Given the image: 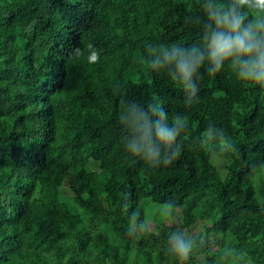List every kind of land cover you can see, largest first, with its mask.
Segmentation results:
<instances>
[{"label":"trees","instance_id":"trees-1","mask_svg":"<svg viewBox=\"0 0 264 264\" xmlns=\"http://www.w3.org/2000/svg\"><path fill=\"white\" fill-rule=\"evenodd\" d=\"M220 2L244 27L260 16L236 0H0V264H181L173 237L190 244L184 264H264V87L205 59L193 94L174 64L152 67L174 44L207 57ZM145 123L158 163L130 153Z\"/></svg>","mask_w":264,"mask_h":264},{"label":"clouds","instance_id":"clouds-1","mask_svg":"<svg viewBox=\"0 0 264 264\" xmlns=\"http://www.w3.org/2000/svg\"><path fill=\"white\" fill-rule=\"evenodd\" d=\"M236 3L241 8L247 6L249 8H258L260 16L253 23L244 27V15L237 13L235 9L229 8L224 11V4L218 3L215 11H209V18L215 23L216 30L212 32L210 42L207 48L210 49L207 57L203 54L185 56L180 48L173 45L171 54L165 53L163 62L153 61V68H160L164 65H175L176 72L168 73L170 78L179 81L183 85L185 92L195 93L197 89L193 86V75L198 69L203 67L205 59L210 67L207 73L216 75L222 71L225 64L233 71L236 78L242 82H252L264 87V44L261 43V38H264V0H236ZM222 13V14H221ZM260 33V38H258ZM196 50L193 49V52ZM247 57L240 61L237 66L230 58ZM97 56L93 54L92 60L95 61ZM239 67V71H237ZM145 135L140 143L129 145L130 153L134 156L139 154L143 149L144 154L148 156L152 163H158L160 152L153 147L147 134V124L145 123ZM175 138V133L166 128L161 127L157 130V142L166 146H170ZM220 142L222 150L227 151L232 147L227 138L221 136ZM180 152L173 154L172 159H168L167 154L164 156L165 164L171 163L173 159L178 157ZM176 257L181 264L189 258L191 247L190 244L182 239L173 237L172 248Z\"/></svg>","mask_w":264,"mask_h":264},{"label":"rangeland","instance_id":"rangeland-1","mask_svg":"<svg viewBox=\"0 0 264 264\" xmlns=\"http://www.w3.org/2000/svg\"><path fill=\"white\" fill-rule=\"evenodd\" d=\"M106 165L107 163L105 161H101L98 167L91 174L86 176V180L89 183H91L96 189L101 187L103 184L101 172L106 169ZM218 165H219V169H220L222 176H225L226 174L225 162L223 160H220ZM107 192H108V198L110 202L117 203L119 201V194L114 188L109 187ZM153 207H154V210L150 211V214L153 220L158 221V222L161 221V219L165 220V217L167 216L166 210L168 209V206L167 205H160V206L153 205ZM158 207H160V209H158ZM182 218H183V215L179 211L175 210L174 216L169 217L168 220L166 221L168 223H172L173 221L177 219L182 220ZM202 232H203L202 225L199 222L194 223L186 231L187 235H190V236H193V235L197 236V235L202 234ZM110 235L111 237H113L114 233L110 232ZM220 246H221V243L216 242L214 243L213 248L216 250H219ZM139 264H147V260L144 255H142L139 258ZM192 264H205V262H204L203 257L199 256L192 260Z\"/></svg>","mask_w":264,"mask_h":264}]
</instances>
